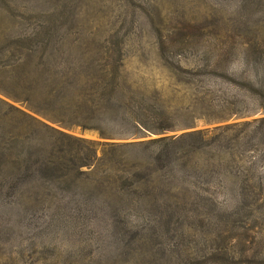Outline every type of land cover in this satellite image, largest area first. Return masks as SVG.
I'll list each match as a JSON object with an SVG mask.
<instances>
[{
  "label": "rangeland",
  "instance_id": "rangeland-1",
  "mask_svg": "<svg viewBox=\"0 0 264 264\" xmlns=\"http://www.w3.org/2000/svg\"><path fill=\"white\" fill-rule=\"evenodd\" d=\"M27 35L49 37L46 43L39 37L21 43L34 49L23 69L75 64L76 56L96 67L116 63L123 83L119 92L140 106L147 124L154 126L158 114L170 123L171 129L162 132L141 129L136 136H104L51 122L0 92V99L12 106L92 142L96 157L100 143L145 142L192 130L209 137L219 133L215 127L264 115H227L220 92L226 100H240L234 105L239 112L255 110L244 83L249 75L230 78L223 73L220 78L203 54L213 36L236 43L238 37L264 35V0H0V66L17 62L16 50H2L15 46L12 37ZM233 59L230 72L240 66ZM1 117L6 126L15 119ZM21 129L28 154L15 186L0 175V264H264V205L251 194L245 206L239 204L233 191L217 186L232 185V176L214 173L206 188L203 175L192 173L196 193L189 197L178 189L158 192L154 187L168 185L158 169L165 157L154 159L143 144L121 148L122 155L116 151L121 163L116 160L118 167L103 173L102 185L89 177L79 183L53 182L44 164L26 176L38 152L28 125ZM104 132L116 134V129ZM120 169L126 182L122 176L114 178ZM116 184L124 187L115 195Z\"/></svg>",
  "mask_w": 264,
  "mask_h": 264
},
{
  "label": "trees",
  "instance_id": "trees-1",
  "mask_svg": "<svg viewBox=\"0 0 264 264\" xmlns=\"http://www.w3.org/2000/svg\"><path fill=\"white\" fill-rule=\"evenodd\" d=\"M37 37L46 43L49 36L12 37L15 46L2 50L4 53L16 50L18 58L16 63L0 66V92L24 102L30 111L51 122L61 123L64 127L94 129L104 136L120 138L125 135L136 136L141 129L152 132L171 129L170 123L163 122L162 114L156 116L154 126L147 124V117L141 112L140 106L130 103L131 96L123 91L119 92L123 89V83L119 79V66L116 63L96 67L88 62L84 63V57L76 56L78 63L75 64L57 67L40 63L28 70L23 69L26 61L32 57L34 49L24 47L21 43L30 42ZM209 39L210 47L204 50L203 54L209 60L211 71L220 78L223 73L230 78L249 75L244 83L249 87V96L256 101L255 110L239 112L234 105H238L240 100L236 96L226 100L224 93L220 92L222 110L225 109L227 115L241 116L264 112V35L238 37L236 43L233 38L226 36H213ZM233 43L238 45L237 49ZM44 57L49 58V53ZM233 58L240 66L230 72ZM9 67L11 68L8 69ZM9 70L16 73L13 75ZM13 90L19 93L23 91L25 94L13 93ZM0 107V175L4 182H13L11 187L15 186L14 183L18 180L19 169L24 161L23 155L28 154V147L24 146L23 142L24 132L21 129L27 124L36 141L33 148L38 152V158L33 161L34 166L27 169L24 174H27L26 176H32L39 165H46L49 166V177L53 182L79 183V180L89 177L97 182V185H102L100 181L106 176L103 173L111 169L114 171V168L118 167L116 160L119 159L121 163V157L114 153L120 150L122 155L121 148L143 144V149H151L154 159L158 154V159L161 155L165 157L158 169L161 179L168 181V185L154 187V190L168 192L170 189H178L189 197L196 193L190 176L192 173L203 175L202 181L207 188L213 174L221 172L224 178L232 176V185L217 186L221 190L233 191V194L239 196V204L245 206L248 202L245 197H250L251 194L255 195L253 200L259 199V205H264V115L232 125L215 127L219 133L209 137H203L200 131L192 130L145 141L152 145H146L142 141L100 143L103 145L100 148L101 155L96 157L92 142L66 134L2 99ZM3 115L13 116V123L6 126L5 119L1 117ZM219 117L222 116L219 114L211 119ZM6 127L10 128L4 130ZM105 128L116 129V134H106ZM43 141L44 148L41 145ZM206 148H210L212 152L206 151ZM138 163L140 161L132 163L131 166ZM125 173L120 169L118 174H113L115 180L122 176L126 182L127 178L123 176ZM175 180L180 181V185H177ZM122 186L124 187L123 184H116L113 193L116 195V191ZM150 193L155 192L151 190ZM121 196L122 193L117 197L119 203L122 201ZM139 205L143 207L145 202Z\"/></svg>",
  "mask_w": 264,
  "mask_h": 264
}]
</instances>
